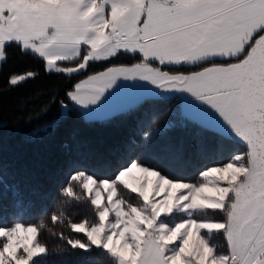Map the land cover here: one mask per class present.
<instances>
[{"label":"snow or ice","instance_id":"6c2138e0","mask_svg":"<svg viewBox=\"0 0 264 264\" xmlns=\"http://www.w3.org/2000/svg\"><path fill=\"white\" fill-rule=\"evenodd\" d=\"M14 43L69 75L89 62L121 54L131 65H111L68 90L88 108L121 81L189 94L208 106L243 145L222 166L200 172L193 184L166 177L132 160L111 179L84 171L62 190L77 201L87 193L97 217L74 223V250H106L116 264H264V0H0V62ZM74 62L70 68L57 62ZM191 67L171 73L165 67ZM13 75L12 86L27 78ZM123 190L136 194V203ZM212 210L211 220L204 216ZM182 213L169 224L166 218ZM55 215V214H53ZM44 223L0 226V264H37L49 249L38 238ZM223 238L224 250L210 241Z\"/></svg>","mask_w":264,"mask_h":264},{"label":"trees","instance_id":"16d2710c","mask_svg":"<svg viewBox=\"0 0 264 264\" xmlns=\"http://www.w3.org/2000/svg\"><path fill=\"white\" fill-rule=\"evenodd\" d=\"M0 63V226L44 223L38 238L49 249L37 264H116L115 259L93 246L71 249L65 237H76L74 223L97 219L87 195L77 201L62 194L70 177L84 171L97 180L111 179L132 160L166 177L198 184L200 172L219 167L243 150L239 141L183 116L176 98L145 99L133 108L101 120H87L66 93L85 77L111 65H131L137 56L121 54L108 61L89 62L86 71L48 72L45 62L14 43L6 45ZM70 68L74 62H57ZM186 73L191 67H165ZM31 72L12 86L13 75ZM66 112H61V106ZM136 203V194L123 190ZM55 214V215H53ZM222 249L223 238L218 235Z\"/></svg>","mask_w":264,"mask_h":264},{"label":"crops","instance_id":"0c3cea01","mask_svg":"<svg viewBox=\"0 0 264 264\" xmlns=\"http://www.w3.org/2000/svg\"><path fill=\"white\" fill-rule=\"evenodd\" d=\"M87 77L82 80H85ZM167 98H176L178 100L179 110L186 118L239 141V139L230 132L227 126L212 109L195 101L189 94L180 92H163L156 89L155 86L139 81L135 83L130 81L119 82L114 90L110 89L106 91L98 105L90 106L88 108H83L77 105L75 106L80 110L85 119L101 120L117 113L127 111L145 99Z\"/></svg>","mask_w":264,"mask_h":264},{"label":"rangeland","instance_id":"374dc122","mask_svg":"<svg viewBox=\"0 0 264 264\" xmlns=\"http://www.w3.org/2000/svg\"><path fill=\"white\" fill-rule=\"evenodd\" d=\"M48 72H54V71H56V70H47ZM61 112L62 113H65L66 112V106L65 105H62L61 106ZM241 143V142H240ZM202 179H203V181L202 182H204V178L202 177ZM86 195H87V193H86ZM204 218L205 219H209V220H211V219H213V218H216V219H219V217H214L213 216V214H212V210H209V212H208V214L207 215H205L204 216ZM184 219V216H183V214L182 213H178V214H176V215H173V216H170V217H168V218H166V220H165V222L166 223H169V224H173V223H176V222H179V221H181V220H183ZM210 241H211V243L212 244H214V245H217V247H218V250H220V251H223L224 249H222V245H221V242L219 241V237H218V234H212L211 236H210ZM41 255H43V254H41ZM111 255V254H110ZM37 258V257H36ZM114 258V257H113ZM35 259V258H34ZM115 259V258H114Z\"/></svg>","mask_w":264,"mask_h":264}]
</instances>
